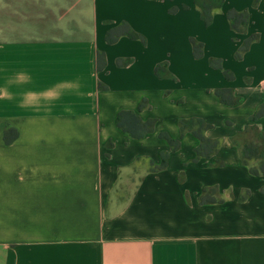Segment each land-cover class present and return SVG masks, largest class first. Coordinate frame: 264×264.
I'll return each mask as SVG.
<instances>
[{
    "label": "crops",
    "instance_id": "obj_1",
    "mask_svg": "<svg viewBox=\"0 0 264 264\" xmlns=\"http://www.w3.org/2000/svg\"><path fill=\"white\" fill-rule=\"evenodd\" d=\"M121 23L143 40L107 42ZM123 110L153 130L131 137ZM188 118L219 141L207 156ZM251 124L264 134V0H0V264H264V174L241 162ZM162 153L164 169L137 162ZM210 188L218 201L201 202Z\"/></svg>",
    "mask_w": 264,
    "mask_h": 264
},
{
    "label": "trees",
    "instance_id": "obj_2",
    "mask_svg": "<svg viewBox=\"0 0 264 264\" xmlns=\"http://www.w3.org/2000/svg\"><path fill=\"white\" fill-rule=\"evenodd\" d=\"M202 9V19L205 23H209L211 20V6L201 4ZM228 18L231 21L233 28L238 29L240 25H245L247 16L244 12H236L234 10H229L227 12ZM127 35L134 39H142V37L133 32L126 23H121L117 27L110 29L106 34L107 42H113L118 36ZM253 37L247 39L239 51H244L248 44L252 41ZM196 47V45H195ZM194 47V48H195ZM198 47V46H197ZM196 49V48H195ZM97 69H101L104 65L103 55L99 54L96 58ZM158 72V66L155 69ZM225 75L230 77L226 72ZM231 89H216L215 94L221 102L227 104L236 103L239 99L232 95ZM146 102L143 100L139 104V108L146 107ZM262 114V108L259 107L252 115V118L255 119ZM154 119H148L142 121L135 112L129 110L120 111L117 114L116 123L119 128L128 133L133 138H140L151 132L154 126ZM179 127L181 132L190 131L195 135L199 144L195 148L196 159L207 156L209 151H214L219 145L218 140H210L203 135V131L209 128V125L205 123L202 119L199 118H188L181 119L179 121ZM161 138H164L168 141L172 149H176L178 146V141L171 139L167 136L166 133H159ZM243 143L240 145L241 149V162L248 166L250 172L254 175L264 174V134L263 132L255 125L251 124L244 128L243 134ZM167 153L161 154L160 164L155 165L150 159L147 158H138L139 161H147L148 166L151 171H157L164 169L166 167ZM216 188L205 189L200 195L201 202H214L218 201Z\"/></svg>",
    "mask_w": 264,
    "mask_h": 264
},
{
    "label": "rangeland",
    "instance_id": "obj_3",
    "mask_svg": "<svg viewBox=\"0 0 264 264\" xmlns=\"http://www.w3.org/2000/svg\"><path fill=\"white\" fill-rule=\"evenodd\" d=\"M146 167H147L146 163H140V164L136 165L133 170H131V172L128 174V177L125 178V180L123 182V188L125 189V194L122 191L124 189H119V192L117 193L118 197H120V198L123 197L124 199L126 198V196L131 191L130 189L134 185V183H133L134 181L133 180H135L136 176L138 174H140L143 171V169L146 168ZM135 172H137V173H135Z\"/></svg>",
    "mask_w": 264,
    "mask_h": 264
}]
</instances>
